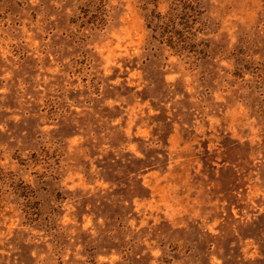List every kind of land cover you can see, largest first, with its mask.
I'll list each match as a JSON object with an SVG mask.
<instances>
[{
    "label": "rangeland",
    "instance_id": "374dc122",
    "mask_svg": "<svg viewBox=\"0 0 264 264\" xmlns=\"http://www.w3.org/2000/svg\"><path fill=\"white\" fill-rule=\"evenodd\" d=\"M0 264H264V0H0Z\"/></svg>",
    "mask_w": 264,
    "mask_h": 264
}]
</instances>
